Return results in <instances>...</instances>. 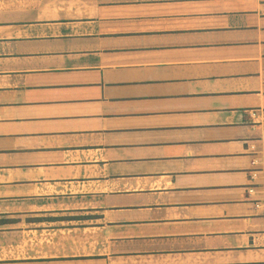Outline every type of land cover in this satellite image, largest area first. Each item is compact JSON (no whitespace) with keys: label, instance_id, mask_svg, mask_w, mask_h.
I'll use <instances>...</instances> for the list:
<instances>
[{"label":"crops","instance_id":"0c3cea01","mask_svg":"<svg viewBox=\"0 0 264 264\" xmlns=\"http://www.w3.org/2000/svg\"><path fill=\"white\" fill-rule=\"evenodd\" d=\"M252 111L264 0H0V264H264Z\"/></svg>","mask_w":264,"mask_h":264},{"label":"built area","instance_id":"2783aa9c","mask_svg":"<svg viewBox=\"0 0 264 264\" xmlns=\"http://www.w3.org/2000/svg\"><path fill=\"white\" fill-rule=\"evenodd\" d=\"M251 113H252V117H253V118H256V117H257V118H258V117L260 118V117H261V118H263V120H264V114H263L264 111H261V112H259V111H258V112H257V111H252ZM253 148H255V146H253ZM253 163H254V164H257L258 162L255 160ZM256 176H257V174H254V175H253V178H255ZM250 192L253 193L254 190L251 189Z\"/></svg>","mask_w":264,"mask_h":264}]
</instances>
